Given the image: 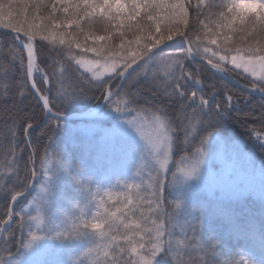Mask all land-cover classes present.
<instances>
[{"label": "snow or ice", "instance_id": "obj_1", "mask_svg": "<svg viewBox=\"0 0 264 264\" xmlns=\"http://www.w3.org/2000/svg\"><path fill=\"white\" fill-rule=\"evenodd\" d=\"M30 7L32 15L23 22L5 23V17L12 16L13 7L11 0L7 4L0 0V25L17 33L14 41L19 39L21 31L27 37L26 42L20 40L22 51L15 46L10 48L11 62L6 67L0 66L3 67L0 80L8 81L17 59L24 69L26 53L27 67L22 71L23 79L18 85L24 90L21 92L23 95L29 81L32 82L31 87L36 88L33 73L40 71L35 63L37 53L52 57L55 52L57 57L63 59L56 60L50 66L51 76L45 74L44 81L54 80L63 86L65 74L73 76L80 68L92 72L91 77L85 79L82 75L80 79H84L90 88L107 91V96L102 98L109 107L116 105L115 112L126 116L125 122L142 139L145 152L150 157V167L141 163L136 169L139 184L125 183L121 187L118 180L116 186L119 193L105 192L106 199L101 197L96 202L92 198L91 178L83 184V192L96 208L91 220L83 219L88 214L81 209L79 223L73 220L70 229L55 232V238L62 241L91 237L88 246L78 256L70 258L71 264H189L188 261L174 259L172 255L176 253L178 257V249L183 244L173 239L175 229L184 227L178 219L182 202L169 201L166 193L175 182L177 173L185 179L198 174L204 161L203 145L208 136L201 137V146L191 154V163H185L187 156L181 157L177 163L173 159L179 140L176 133L178 127L183 128L187 142L190 132L194 130L193 122L202 131L229 116L230 109L235 105L232 103L233 96L228 95L227 105L216 104L206 108L215 100L217 92H212L209 99L199 98L197 105V91L192 90L189 95L187 82L191 81L198 89L202 88L203 82L198 78L201 73L187 71L186 61H205L214 75L231 76L233 69L239 70L236 75L243 74L245 87L259 92L264 99V14L241 16L234 13L225 0H195V3L193 0H33ZM45 10L47 14L42 17V24L36 25L34 21L41 19L37 14ZM73 25L75 31H67ZM81 35L84 41L93 38V45L82 43L79 39ZM113 38L119 39L118 47L110 45ZM37 40L40 43H36ZM97 41L105 43L100 45ZM57 44L66 47L58 49ZM73 45L95 53L97 58L77 59ZM48 46H51L50 51L45 53L44 49ZM73 62L79 67L74 68ZM57 64L60 65L59 72ZM97 67L103 71H94ZM104 73H108V78L100 79ZM114 80L118 81L116 87L119 91H113L110 87ZM142 82L149 83L155 89L154 96L167 97L179 103L182 114L179 126L168 115L164 104L151 107L136 104ZM106 85L109 87L106 88ZM133 87L137 89L135 92L132 91ZM224 91H228L227 88ZM112 96L120 99L113 101ZM79 98L88 97L83 90L74 91L71 95H64L61 102L69 103ZM41 99L44 109L50 114L49 120H56L57 127H60L62 111L57 107L53 112L48 96L44 95ZM246 102L250 103L251 98ZM188 108L193 109L190 114ZM260 119L264 123V112ZM32 127V124H28L25 132ZM17 131L16 120L0 130V135L9 139L8 155L13 157ZM257 139H262L259 133ZM8 155L4 157V166L12 169L11 178L16 174L17 161L15 158L9 160ZM41 162H45V157H41ZM173 167L175 171H172ZM145 168H148L146 174ZM0 191L10 195L13 202H19L18 197L23 195V192H9L6 185L0 186ZM100 191L97 183L96 194L99 195ZM6 216L8 219H0V264H18L12 259L14 254L9 247L13 225L21 230L28 227L27 239L19 242V248L30 249L41 238L32 228L40 229L45 219L39 210L36 215H29L27 211L21 214L13 209ZM197 227L198 251L204 256L198 259L200 264H210L207 257L216 255L215 245L201 240V225ZM192 242H195V237L189 243ZM217 264H255V261L241 256L239 260L228 259L217 261Z\"/></svg>", "mask_w": 264, "mask_h": 264}, {"label": "trees", "instance_id": "obj_2", "mask_svg": "<svg viewBox=\"0 0 264 264\" xmlns=\"http://www.w3.org/2000/svg\"><path fill=\"white\" fill-rule=\"evenodd\" d=\"M3 2L7 4L8 0H3ZM32 2L33 0H11L13 7L12 16L5 17L4 22H23L26 17L32 15L30 7ZM193 2L195 3V0ZM46 14V10L38 13L37 15L41 19L35 20L34 23L38 26L41 25L43 22L42 17ZM57 15L61 14L57 13ZM67 31L74 32L75 26L68 28ZM21 33L23 32L21 31ZM97 34H103V32H98ZM128 38L130 39L131 37L129 36ZM79 39L82 43L90 46L94 43L93 38L84 41L82 35ZM37 43H40V41L37 40ZM44 43L47 45V42ZM96 43L103 45L105 42L97 41ZM109 43L112 47H118L120 41L117 38H113ZM13 46L17 48L12 38L0 36V66L6 67L11 62L9 50ZM56 47L59 49L66 47V45L57 44ZM50 48L51 46L45 47L44 52L47 53ZM73 52L77 54V59L94 60L97 58L95 53L83 51L81 48H76L75 45H73ZM52 57H55V59ZM52 57L47 54L41 55L37 53L39 69L48 76H51L50 66L55 64L56 60L63 59V57H57L55 52L52 53ZM186 65L187 71L201 73L198 78L203 82V87L198 89L196 85L188 81L189 95L192 90H196L197 97L209 99L212 92H217V96L210 106H215L216 104L227 105L226 97L232 95V103L235 105V107L230 109L229 116H225L209 125L207 130L200 132L199 138L201 139L202 136H219L223 138L233 136L243 144L246 151L252 152L256 160L264 165V131H262L264 130V123L260 119L262 112H264V107H262L264 100L251 97L229 85L199 63L186 61ZM3 67H0V73H2ZM73 67L79 66L73 62ZM56 69L57 72L60 71L59 64L56 65ZM23 70H26V59H24V69L21 68L19 59H17L8 81L0 80V130H3L6 125H11L13 120H16L18 125L13 145L14 157L8 155L9 139L0 135V186L6 185L9 192L15 191L25 194L32 180V156L26 143L25 128L28 124L36 127L42 123L44 111L30 93L29 88L21 95L24 90L20 89L18 85L23 79L21 75ZM236 73L233 70L232 77L245 86L246 81L243 78V74L236 75ZM82 75L85 79L91 77L80 68V71L75 72L73 76L65 74L63 86L54 80H50L49 89L46 88L42 81H37L41 93L48 94L51 100L50 107L53 112L59 107L63 113L62 116H74L87 113L103 103L104 99L102 97L106 96L107 91L90 88L84 79H80ZM107 87L109 86L106 85ZM139 87L141 91L136 101L137 105L151 107L154 104H164L171 119L177 126L180 125L182 114L179 112V103L169 100L167 97L154 96L153 92L155 89H152L147 82H142ZM224 88H227L228 91H224ZM81 90L86 93L88 98L75 99L69 103L61 102L64 95H71L74 91L79 92ZM136 90V87H133L132 91L135 92ZM249 97L251 98L250 103L246 102ZM118 99L120 97L117 96L113 101ZM115 106V104H113V108L108 106L102 115L109 114ZM98 121L99 119L92 123H84V125H94ZM62 125L60 124V127H57V122L50 121L32 134L30 142L38 165L36 169V186L34 192L15 209L17 213L22 214L27 211L29 215H33L28 209L33 203V199H35L39 183L44 181V171L46 165H48L51 168L49 172L51 187L49 202L43 213L45 224L41 233H37L32 228L36 234L43 237L40 241L47 245L50 250L48 259L43 264H71L70 258L78 256L88 246L91 239L89 236L62 241L55 238V232L70 229L73 220L79 223L81 209H85L88 214L83 219L91 220V214L96 211V208L92 200H88L82 190L83 184L87 183L89 178H91L92 198L98 202L101 197H104L105 192L119 193V189L116 186L118 180L121 187L125 183L129 185L139 184L140 181L135 176L136 169L141 163H145L146 166L149 164L148 158L141 155L132 159L128 166L122 165L112 170L109 165L100 163L98 151L93 143L94 139H88L87 137L78 138L79 136L77 135L67 137L61 130ZM80 125L82 124L64 126L78 127ZM105 125L111 126V123ZM252 129H256V131L253 132ZM257 133L260 134L262 139H257ZM176 135L179 140L177 141L173 159L179 163L181 157L187 156L190 158L194 150H188L183 128L178 127ZM5 155H8L9 160L15 158L17 161L15 165L16 174L11 175V178L9 176L12 169L4 166ZM41 157H45L43 164ZM119 164L116 163L115 165ZM26 169L27 172L25 171ZM147 171L148 168H145V174ZM97 183L101 187L99 195L96 194ZM25 185L27 186L25 187ZM166 195L169 201H178L174 198L170 189H167ZM104 198L106 199V197ZM182 203L178 219L184 227L183 229L180 227L175 229L173 239L176 242H183V244L178 249V257L176 253L172 254L174 259H182L183 261H188L189 264H200V259L204 258L203 253L198 251L199 228L197 226L200 224L201 240L215 245L216 255L207 257L210 264H217V261L228 259L239 260L241 256L255 261V264H264V247H262V244H264V219H261L262 213H260L259 218L250 214L240 219L237 218L235 213H229L219 207L208 205L206 202H202L200 198H191V200L186 198ZM11 204L10 195L5 191H0V219H8L6 213L11 210ZM28 230V227H24L21 230L17 225H13L12 243L9 245L14 254L12 259L23 256L25 248H19V242L22 239H27ZM194 237L195 242L189 243L193 241Z\"/></svg>", "mask_w": 264, "mask_h": 264}, {"label": "rangeland", "instance_id": "obj_3", "mask_svg": "<svg viewBox=\"0 0 264 264\" xmlns=\"http://www.w3.org/2000/svg\"><path fill=\"white\" fill-rule=\"evenodd\" d=\"M171 51L174 50L171 49L169 52ZM82 69L85 71L84 68ZM94 71L102 72L103 69L97 67ZM86 73L92 76V72ZM41 75L43 78L44 74ZM107 78L108 73H104L100 77V79ZM197 105H199V97H197ZM120 106L124 107L123 104ZM205 107H210V105ZM114 109L109 114H104L94 125H80L78 127L62 125L61 130L67 137L77 135L78 138L94 139L93 142L98 151L100 163L110 165L112 170L122 165L128 166L132 159L141 155L148 158L150 163V157L145 152L144 142L125 122L126 116L115 112ZM187 111L190 114L193 109L188 108ZM108 123H111V126L104 125ZM193 127L194 130L188 136L187 148L195 152V148L201 146L199 138L201 131L200 126L195 122H193ZM208 127L202 131L207 130ZM203 149L204 161L198 174L193 178L185 179L177 173L175 182L172 187L168 188L174 198L180 202L186 198L190 200L191 198H200L202 202H206L208 205L219 207L229 213L234 212L240 219L243 218V214H248L250 207L254 209L251 211H255L258 217L262 213L261 219L263 220L264 165L256 160L252 152L246 151L243 144L233 136L228 138L209 136L203 145ZM116 163L121 164L115 165ZM185 163H191V157ZM37 166L36 162L34 167L37 169ZM175 170L176 168L173 167L172 171ZM50 171L51 168L46 165L44 181L39 183L35 199L28 209L33 215L37 214V210L44 213L48 205L51 187ZM35 177L37 178V176ZM43 227L44 225L40 229H36L33 226V229L37 233H41ZM49 251V248L39 241L31 249H25L22 257L13 260L18 261V264H43L48 259Z\"/></svg>", "mask_w": 264, "mask_h": 264}, {"label": "water", "instance_id": "obj_4", "mask_svg": "<svg viewBox=\"0 0 264 264\" xmlns=\"http://www.w3.org/2000/svg\"><path fill=\"white\" fill-rule=\"evenodd\" d=\"M0 34L6 35V36H10V37H13V38L17 36L16 32H14V31H12L10 29L4 28L2 26H0ZM20 40H24L26 42L27 41V37H25L24 34L19 33V39L15 40V41L18 43ZM167 50H169V49H167ZM198 62L203 64L205 67H207L206 62H204V61H198ZM26 65H27V56H26ZM208 69L211 71L210 68H208ZM219 77L222 78L223 80H225L228 84H230V85H232V86H234V87H236V88L248 93L249 95L262 99V97H261L259 92L251 91L250 88H246L245 86H243L242 84H240L236 80L230 78L229 76H219ZM33 80L35 81L34 76H33ZM31 83L32 82L29 81V85L28 86H29L30 92L33 95V97L38 101V103L40 104V106L42 107V109H43V111L45 112V115H46L45 120L43 121V123L40 126H38L37 128H31L30 129L32 132H35V131H38L42 126H44L49 121L48 117H49L50 114L43 107V100L41 99V97L43 95L40 93V91H37V89H38L37 84H36V88H32L31 87ZM113 97L114 96H112L111 99ZM107 106H108V104L106 103V101H104V103L101 106L97 107L94 111H92L88 115L72 116V117H63V116H61L59 119H60V122H64V123L91 122L94 119H96L103 112V110ZM54 121H56V120H54ZM24 197H26V196H24Z\"/></svg>", "mask_w": 264, "mask_h": 264}, {"label": "clouds", "instance_id": "obj_5", "mask_svg": "<svg viewBox=\"0 0 264 264\" xmlns=\"http://www.w3.org/2000/svg\"><path fill=\"white\" fill-rule=\"evenodd\" d=\"M225 3L232 8V11L241 16L264 14V0H225ZM40 239H37L33 245L35 246L43 237L37 234ZM31 247V248H32ZM30 248V249H31Z\"/></svg>", "mask_w": 264, "mask_h": 264}, {"label": "bare ground", "instance_id": "obj_6", "mask_svg": "<svg viewBox=\"0 0 264 264\" xmlns=\"http://www.w3.org/2000/svg\"><path fill=\"white\" fill-rule=\"evenodd\" d=\"M15 42V44L20 48V50H22V48H21V45H20V41L17 43L16 41H14ZM17 47V48H18ZM18 48V49H19ZM190 62H195V61H190ZM35 63H36V60H35ZM219 76H221L220 74H218ZM33 76H34V78L36 79V78H38V77H41L42 75H41V73L40 72H34L33 73ZM42 108V107H41ZM43 110V109H42Z\"/></svg>", "mask_w": 264, "mask_h": 264}]
</instances>
